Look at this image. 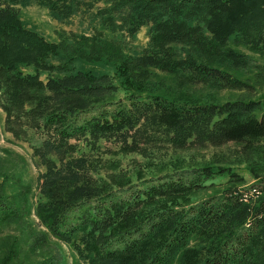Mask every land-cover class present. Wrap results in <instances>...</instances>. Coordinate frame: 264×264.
I'll return each instance as SVG.
<instances>
[{"label": "trees", "instance_id": "1", "mask_svg": "<svg viewBox=\"0 0 264 264\" xmlns=\"http://www.w3.org/2000/svg\"><path fill=\"white\" fill-rule=\"evenodd\" d=\"M20 1L0 0V109L4 133L29 140L38 192L0 170V231L34 216L28 250H50L51 236L86 264H264V200L243 203L235 186L245 179L230 166L180 160L135 181L91 170L103 145L129 153L148 138L179 151L231 143L264 155V97L193 101L199 89L255 90L238 74L247 62L240 48L264 55V0H93L113 32L133 37L148 26L136 57L101 41V30L46 39L24 25ZM37 1L63 17L87 3ZM72 58L86 66L70 67ZM247 165L264 176V157ZM217 176L228 177L226 188L191 203ZM18 257L0 264H24ZM27 264L63 261L50 254Z\"/></svg>", "mask_w": 264, "mask_h": 264}, {"label": "rangeland", "instance_id": "2", "mask_svg": "<svg viewBox=\"0 0 264 264\" xmlns=\"http://www.w3.org/2000/svg\"><path fill=\"white\" fill-rule=\"evenodd\" d=\"M86 5L80 1L78 9H75L71 16L63 17L49 9L45 4L39 3L37 0H21L16 7L19 11V16L26 27L34 29L42 34L46 39L58 40V32H73L78 35H91L96 30H101V41H118L124 55L136 57L142 53L148 42V26H143L133 36L129 37L120 31H111L100 23V9L103 6L102 1L83 0ZM88 1L90 3H88ZM243 56L247 60L245 66L238 70V74L244 80L255 84V90L250 93L244 90H205L199 89L194 91L196 96L193 101H215L222 102L226 99L235 98H259L264 97V55H260L247 48H240ZM63 54H59L57 58H61ZM57 58H54L57 60ZM67 59V58H64ZM54 60V61H56ZM72 58L69 66L72 68L86 66L80 59ZM113 70L110 64L102 66L101 70ZM45 79V74L42 75ZM122 96V93H119ZM4 113L0 109V170H8V174L13 176L12 179L19 180L22 183L31 182L33 193L38 192L37 187V170L31 160V148L27 141H17L12 139L8 133H4L3 127ZM149 131V130H148ZM38 141H35L37 143ZM108 145H103L99 149V161L91 169L96 171V174L106 175L107 172H118L127 178L135 179L144 175L149 177L151 173H163L168 169V165L180 161V165H198L204 161H212L217 164L230 166V168L244 177L245 182L237 184L235 190L241 186H249L250 184L262 183L264 176L253 178L248 172L247 160L253 159V155L257 158L264 157L259 153H250L245 155V149L234 144H226L219 147L207 146L203 149L192 148L189 150H173L164 144L160 139L148 138L147 141H141L142 146H146L143 150L123 153L117 151ZM150 163H146V162ZM252 164V163H251ZM250 164V165H251ZM118 168V170L116 169ZM136 168H142L141 170ZM152 168V170L150 169ZM12 170V171H11ZM13 172V174H12ZM95 174V175H96ZM264 175V172H262ZM8 178V180H9ZM0 177V186L5 184V180ZM227 176H217L214 179L206 182V187L202 190L193 193L190 196L191 203H196L205 198L219 194L228 185ZM8 186H11L9 183ZM18 188H14L17 190ZM12 191V190H11ZM261 200H264V186L260 190L258 196L251 198L248 201H242L251 207L257 205ZM34 224L36 218L31 216L29 221L11 223L0 231V259L12 253H19L17 260H21L24 264L30 261H37L48 257L50 254L58 256L62 259L63 264H86V260L81 258L76 250L64 242H58L53 237L49 236L47 244L50 250H28V244H33L34 238L31 239V227L27 224ZM249 219L245 223L248 224ZM43 228L36 227L35 232L41 231ZM195 243V242H194ZM33 246V245H31ZM22 247V250H15Z\"/></svg>", "mask_w": 264, "mask_h": 264}, {"label": "built area", "instance_id": "3", "mask_svg": "<svg viewBox=\"0 0 264 264\" xmlns=\"http://www.w3.org/2000/svg\"><path fill=\"white\" fill-rule=\"evenodd\" d=\"M263 186L264 181H262V183L258 182L256 184H250L249 186H241L235 191V193L240 195L243 201H248L251 198L258 196ZM261 215L264 217V211L261 213ZM249 223L250 222H248V224Z\"/></svg>", "mask_w": 264, "mask_h": 264}]
</instances>
